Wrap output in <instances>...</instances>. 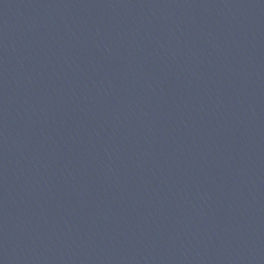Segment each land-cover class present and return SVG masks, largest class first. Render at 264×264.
Returning <instances> with one entry per match:
<instances>
[{"label":"water","instance_id":"obj_1","mask_svg":"<svg viewBox=\"0 0 264 264\" xmlns=\"http://www.w3.org/2000/svg\"><path fill=\"white\" fill-rule=\"evenodd\" d=\"M0 264H264V0H0Z\"/></svg>","mask_w":264,"mask_h":264}]
</instances>
